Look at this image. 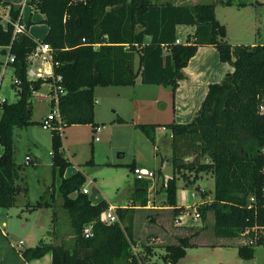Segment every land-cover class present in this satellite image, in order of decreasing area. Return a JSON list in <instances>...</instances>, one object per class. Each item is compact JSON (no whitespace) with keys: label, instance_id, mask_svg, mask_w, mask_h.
Wrapping results in <instances>:
<instances>
[{"label":"trees","instance_id":"1","mask_svg":"<svg viewBox=\"0 0 264 264\" xmlns=\"http://www.w3.org/2000/svg\"><path fill=\"white\" fill-rule=\"evenodd\" d=\"M232 4L233 0H220ZM43 14L48 28L41 41L48 42L53 52L54 78L29 79L27 57L36 40L27 31L13 36L12 21L19 17L20 6L9 5L6 27L1 24L0 45L7 46L14 59L12 86L17 93L14 102L0 103V206L14 203L24 189L16 181L20 165L13 156V129L31 120V96L44 81L61 85L56 103L62 125L89 123L95 129L94 87L96 85H131L140 75L144 83L171 86L172 91L182 78V68L198 46L213 44L220 60L232 64L233 70L220 81L211 82L193 118L186 122L170 121L162 125L170 131L172 175L165 180L166 204L174 215L182 206L176 203V180L185 177L183 170L194 171L186 183L195 181L200 172L214 177L213 198L197 205L202 218L209 209L214 214V232L219 236L235 237L241 229L251 228L253 244H238L243 258L254 256V245L264 244V43H231L226 39V26L215 14L213 2L178 3L153 0H26ZM244 1L237 2L238 5ZM177 24H192L194 31L184 42H176ZM150 36L149 41L145 36ZM3 50H5L3 48ZM59 75L60 79H56ZM53 86L50 90L53 93ZM118 120L123 118L118 117ZM153 139L160 123H136ZM51 130L52 171L60 177L57 190L62 205L68 211L74 240L71 246L41 240L21 250L26 260L51 253V264H138L130 249L133 236L131 219L121 225L117 220L100 219L109 207L104 198L93 202L80 190L85 175L80 170L64 176L70 164L64 154L61 132L56 124ZM186 156H194L186 160ZM207 157L208 159H205ZM132 170L134 161L128 164ZM136 180L134 198L147 203L148 179ZM200 189L205 196L208 191ZM77 191L76 194H71ZM52 194V193H51ZM36 205H50L46 198ZM250 197H253L251 200ZM122 218L126 208L116 207ZM56 215L54 211L51 221ZM93 223V234L85 237L82 227ZM253 228V229H252ZM49 233L55 235L52 228ZM190 236H179L177 242L165 245L161 258L177 264L192 246ZM149 250V248H148ZM133 256L132 258H130Z\"/></svg>","mask_w":264,"mask_h":264},{"label":"rangeland","instance_id":"2","mask_svg":"<svg viewBox=\"0 0 264 264\" xmlns=\"http://www.w3.org/2000/svg\"><path fill=\"white\" fill-rule=\"evenodd\" d=\"M7 1L15 6L24 2L22 22L28 26L32 37L41 41L45 32L40 35L34 32L44 30V14L25 0ZM191 1L213 2L216 17L228 29L230 39L264 41V0H243L241 5L237 4L240 0H233L232 4H224L220 0H187ZM7 5H1V10L7 9ZM4 22L2 16L1 24ZM184 33L182 27L176 32L181 40L186 39ZM3 48L0 45V100L5 97L8 102H14L17 93L11 85L13 67L7 62L8 47L5 50ZM120 88V85L114 84L95 86L94 120L97 122V129H93L89 123L56 126L62 135L64 154L70 160L66 168L69 170L67 174L80 170L86 175V181L80 190L84 186L90 192L92 187L98 188L99 193L108 201L126 208L121 218L115 206L117 221L123 225L131 219L133 236L130 242L138 245V253L145 264L162 260L165 245L176 242L179 236L185 235L190 236L193 245L186 247L185 254L178 259L177 264H264V244L254 245V256L247 259L237 252L238 244L244 241L239 235L228 237L215 234L212 209L206 212L205 218L200 215L198 218H186L182 223L177 221V215L166 204V180L161 179L172 175L171 159L169 161L163 157L160 162L161 157L171 151L170 136L159 130L160 133L151 139L143 130L135 127L130 118L127 121L118 120L123 112L126 117L132 115L125 98L117 94ZM51 89V81L46 80L32 93L31 121L13 129V156L20 165V177L16 181L27 189L17 193L12 205L0 206V264H51L50 251L41 257L26 260L22 257L21 250L34 246L41 240L67 246H71L74 240L70 216L63 207L62 196L57 190L60 177L52 171L51 130L54 126H42L43 118L52 108L57 107L56 103L51 105ZM154 144L156 147H153ZM2 149L0 144V153ZM27 155L29 163H25ZM34 156L40 161H35ZM133 160L153 170L162 167L165 173H160V178L154 182L149 181L145 205H141L138 199L131 201L134 174L128 164ZM183 171L189 179L195 173L190 169ZM185 177L178 175V203L197 207L202 202L212 200L214 177L211 173L202 171L195 181L188 183ZM197 184L208 191L205 196L196 188ZM44 195H47L51 204L36 205L37 200L44 199ZM54 211L56 215L52 222ZM52 228L55 235L49 233ZM20 240L24 241L21 246Z\"/></svg>","mask_w":264,"mask_h":264},{"label":"crops","instance_id":"3","mask_svg":"<svg viewBox=\"0 0 264 264\" xmlns=\"http://www.w3.org/2000/svg\"><path fill=\"white\" fill-rule=\"evenodd\" d=\"M164 1H170V0H164ZM170 2L174 4L193 3L192 1L187 2V0H171ZM2 8L3 6L0 5V14H3V22L4 21L6 22L3 23V26L6 27L7 22L9 21V7H7V9L5 8L1 10ZM22 15L23 13L21 14V21H23ZM22 23L24 24V22ZM24 26L26 27L27 32L31 34L30 31L28 30V26L26 24H24ZM180 27H182L185 30L184 33L185 35L192 33L195 28V26L192 24H177L176 26L177 33ZM47 28L48 26L46 24L43 31H39V32L37 31L34 33L37 35H40V33L43 34L44 32L46 33ZM176 35L177 38H179L180 42L185 41V39L181 40L178 34ZM185 35L184 37H186ZM226 38L227 41L231 43H246V44L264 43V41L257 42L254 40L251 42H244L242 41L243 39H230L227 28H226ZM149 39L150 36L148 35L145 36L146 41H149ZM5 47L7 46H4V48ZM232 70H233V66L230 62L220 60L218 51L213 44L200 45L198 46L196 52L189 58L187 64L182 68L183 76L178 80V84L173 91L171 89V86L169 85L157 84V83H144L141 81L140 75L136 78L134 84L123 85V86L120 85L121 88L119 89V91H117V94L118 96L125 98V100L127 101V106L130 108L132 115L131 117H126L124 115L125 113L123 112L122 113L123 115L120 114L119 117L123 118V121H127L130 118L131 122L134 124L135 127H137L135 125L136 123H150V122L160 123L161 125H158L155 128L153 137L155 138L157 133H160L159 130H162L164 134H168L170 136L169 129L162 124L170 121L186 122L191 120L193 116L196 114L200 106V103L206 94L209 83L220 81L228 72H231ZM153 147H156V144H154ZM163 157L168 158V160L170 161L171 151L169 150V154L162 156L160 162L162 161ZM134 163L135 165L141 166L136 161H134ZM163 163L164 162L161 163V166L163 165ZM154 171L156 172L152 182H154L157 178H160L159 176L160 173L163 175L165 174L162 170V167H160L159 170L155 169ZM67 172H69V170L67 171L65 169L64 176L71 174V172L69 174H67ZM169 176L171 175H167V177ZM167 177L165 178L163 177L161 179H166ZM178 179L179 178L177 177L176 185ZM85 181H86V175H85ZM136 188H138V186H136V180L134 177L133 191L131 193L132 202L133 200H135L133 192L134 190H136ZM177 196H178V188H176V198ZM93 198H94L93 202H97L103 198L107 200L99 193L98 188ZM107 202L109 203V205L118 206L116 204L111 203L108 200ZM176 203L178 206H182V207L186 206L178 203L177 200ZM50 259H51V255H50Z\"/></svg>","mask_w":264,"mask_h":264},{"label":"built area","instance_id":"4","mask_svg":"<svg viewBox=\"0 0 264 264\" xmlns=\"http://www.w3.org/2000/svg\"><path fill=\"white\" fill-rule=\"evenodd\" d=\"M23 5H24V2L21 4L19 17L12 21L13 36H15L19 32L27 31L26 27L24 26V24L21 21V14H22V10H23ZM1 15L3 16V14H1ZM9 20H10V17H9ZM175 41L180 42L179 38H177V37H176ZM13 59H14V55L8 54L7 62L10 60H13ZM27 60H28V63H27V68H26V75L29 79L46 78V77L54 78L53 52H52V48L48 42L36 41V45H35L33 51L30 54H28ZM56 79H60V76L57 75ZM53 90L54 91H53L52 96L55 98V100H57L58 91H60V92L63 91V87L61 85H55V86H53ZM52 96H51V98H52ZM4 100H6L5 97L0 100V103ZM259 109L261 112H264V102L260 104ZM54 124H56L57 126H59V124H62L57 107L52 108L51 111L42 120V126L44 128L53 126ZM95 129H97V126L95 127ZM96 139H98V137H96ZM29 160H30V158L27 155L25 163H29ZM132 173L134 174V177L138 178V179L153 180V178L155 177V171L153 169H150V168H147L144 166H139V165H135L133 167ZM81 191L89 193L90 189L87 186H84V187H82ZM250 198H251V200L253 199V197H250ZM199 216H200V211L197 209L196 206H185L179 212V214H177L176 219L178 222L182 223L183 220L186 218H198ZM100 219L105 221V222L116 221L117 216L115 213V206L109 205V207L107 209L102 211L100 214ZM92 228H93L92 222L85 223L82 227L83 235L85 237L91 236L93 234ZM250 231H251V228H249V227H246V228L240 230L238 235L244 240L243 242H241V244H248L249 245V244L254 243V241L256 240V237H257L255 235H257V234H254V236H253L250 234ZM22 243H24V241L20 240L19 246H21ZM130 249H131L132 254L136 257L138 264H145V262L142 260V258L140 256V254L138 253V245L130 242ZM132 257L133 256H131L130 258H132ZM127 264H131V263L128 262ZM149 264H172V262L170 260L164 261L162 259V260L151 261V262H149Z\"/></svg>","mask_w":264,"mask_h":264},{"label":"water","instance_id":"5","mask_svg":"<svg viewBox=\"0 0 264 264\" xmlns=\"http://www.w3.org/2000/svg\"><path fill=\"white\" fill-rule=\"evenodd\" d=\"M185 159H186V160H189V159H190V160H193V159H194V156H186ZM34 160H35V161H40V159H39L38 157H36V156H34ZM96 192H97V189H96L95 187H92V188H91V192H90V194H89V197H90V198H93V197L95 196Z\"/></svg>","mask_w":264,"mask_h":264}]
</instances>
